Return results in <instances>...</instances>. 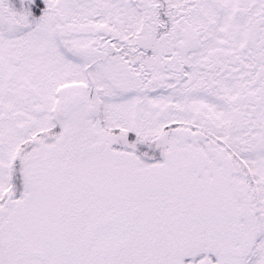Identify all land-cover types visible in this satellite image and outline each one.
<instances>
[{
	"label": "snow or ice",
	"instance_id": "6c2138e0",
	"mask_svg": "<svg viewBox=\"0 0 264 264\" xmlns=\"http://www.w3.org/2000/svg\"><path fill=\"white\" fill-rule=\"evenodd\" d=\"M0 264H264V0H0Z\"/></svg>",
	"mask_w": 264,
	"mask_h": 264
}]
</instances>
